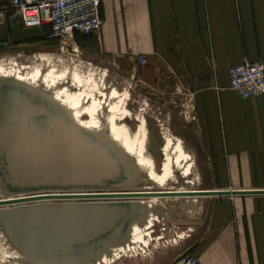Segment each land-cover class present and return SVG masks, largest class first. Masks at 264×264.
Masks as SVG:
<instances>
[{
	"label": "crops",
	"instance_id": "obj_1",
	"mask_svg": "<svg viewBox=\"0 0 264 264\" xmlns=\"http://www.w3.org/2000/svg\"><path fill=\"white\" fill-rule=\"evenodd\" d=\"M101 11L98 34L76 33L62 44L45 38L49 28L24 27L4 10L0 55L50 58L43 50L60 42L61 54L67 44L94 61L126 63L130 79L160 91V101L190 107L182 114L210 173L208 190H264V94L242 98L229 76L233 65L264 59V0H103ZM196 202L195 211L181 207L195 226L186 253L201 264H264V194Z\"/></svg>",
	"mask_w": 264,
	"mask_h": 264
},
{
	"label": "water",
	"instance_id": "obj_2",
	"mask_svg": "<svg viewBox=\"0 0 264 264\" xmlns=\"http://www.w3.org/2000/svg\"><path fill=\"white\" fill-rule=\"evenodd\" d=\"M141 179L108 135L80 126L50 95L0 79V221L24 263L98 259L129 240L131 226L146 216L145 199L264 194L183 189L181 176L182 189L141 190ZM196 201H187V211Z\"/></svg>",
	"mask_w": 264,
	"mask_h": 264
},
{
	"label": "rangeland",
	"instance_id": "obj_3",
	"mask_svg": "<svg viewBox=\"0 0 264 264\" xmlns=\"http://www.w3.org/2000/svg\"><path fill=\"white\" fill-rule=\"evenodd\" d=\"M59 45L61 46L60 42H58L57 46L43 50L44 54H48L47 52L54 53L50 58L38 56L41 54L38 52L34 54L23 51L9 52L0 55V63L10 65L13 60H17L29 65V70L31 71L36 68H41L43 71L53 68L57 72H67L71 76L77 75L93 91L97 93L101 90L104 91L105 95L97 94V97L103 102L106 101L104 102L105 104L114 101V99L109 98L113 89L116 88L121 93L129 92L130 95L126 101L130 116L127 119L119 120L118 123L119 125L126 124L133 135L136 136L141 119L144 118L148 133V155L156 161L157 170L160 171L162 169L166 159L164 148L166 147L167 139L171 138L173 140L171 151L177 138H180L186 151L191 154V160L193 161V172L191 174L193 184L187 185L185 183L186 189L198 190L210 187V173H208L206 162L203 157L195 153L188 138L189 123L184 119L182 111H188L189 106L175 109L166 102L150 98L149 95L161 97L163 94L153 89H151L152 92L151 90L149 92L139 83H132L129 77L130 73L126 70V63L116 64L113 62L101 63L94 61L81 53V51H73L67 44L66 51L61 54ZM140 88L142 89L140 90ZM102 115L101 118L104 119L105 111ZM84 118L88 119V116ZM145 178H143L144 180L141 179L142 183L140 184L143 190L154 186L150 180ZM188 200L197 199H186V201ZM165 201L162 206L163 213H159V219L153 228L154 231H152L151 235L146 236L149 240L148 244L138 243L134 249L128 250L124 256L112 264H175L178 262L182 264L184 256L189 254L185 251V243L188 242L185 238H188L189 234L193 232L192 230H195V226L190 214L181 211L182 206L186 209L185 199L168 198ZM17 256H22V252L11 242L0 221V264H17ZM25 264L33 263L27 262Z\"/></svg>",
	"mask_w": 264,
	"mask_h": 264
},
{
	"label": "bare ground",
	"instance_id": "obj_4",
	"mask_svg": "<svg viewBox=\"0 0 264 264\" xmlns=\"http://www.w3.org/2000/svg\"><path fill=\"white\" fill-rule=\"evenodd\" d=\"M29 67L25 62L17 60H13L10 65L0 63V79H13L50 95L71 112L80 126L108 135L118 147L128 154L130 160L138 166L141 171V178L146 177L154 184V186H147L146 190L159 189L167 191L182 189L176 185L178 184L179 176L186 180L187 185L192 183L193 161L191 160V154L186 151L182 139H174L176 142L172 147L173 151H170L173 140L166 138V147L164 148L166 159L162 169L158 171L156 161L148 155V133L144 118L141 119L136 136L133 135L126 124L119 125V120L127 119L130 116L126 101L130 95L129 92L121 93L116 88L111 89L109 98L114 99V101L105 104L104 102L106 101L103 102L97 97V94L105 95L104 91L101 90L99 93L93 91L77 75L71 76L67 72H57L53 68L47 71H43L41 68H32L33 70L31 71ZM121 96L123 97L120 98ZM104 111L105 117L102 119L101 116H103L102 113ZM85 116H88V119L84 118ZM183 189H186V187H183ZM0 193V199H2L4 195L1 189ZM165 199L168 198L145 199L143 202L147 210L146 216L131 226L130 237L127 242L112 245L109 248V252L102 253L98 259L83 261L79 264H112L124 256L128 250L134 249L138 243L148 244L149 240L146 236L151 235L152 231H154L153 228L159 219L160 213L157 211V207H162L164 202H166ZM23 258V253L22 256H17V264H25ZM33 264L49 263L33 262Z\"/></svg>",
	"mask_w": 264,
	"mask_h": 264
},
{
	"label": "built area",
	"instance_id": "obj_5",
	"mask_svg": "<svg viewBox=\"0 0 264 264\" xmlns=\"http://www.w3.org/2000/svg\"><path fill=\"white\" fill-rule=\"evenodd\" d=\"M103 0H10L8 6L0 7V13L13 9L24 27L46 30L45 38L65 44L80 34H98L104 24ZM146 63L145 56H139ZM231 88L242 98L248 99L264 94V59L244 62L230 67ZM182 264H201L193 255L187 254Z\"/></svg>",
	"mask_w": 264,
	"mask_h": 264
},
{
	"label": "flooded vegetation",
	"instance_id": "obj_6",
	"mask_svg": "<svg viewBox=\"0 0 264 264\" xmlns=\"http://www.w3.org/2000/svg\"><path fill=\"white\" fill-rule=\"evenodd\" d=\"M132 81V83L134 82L133 80H131ZM142 88H140V90H141Z\"/></svg>",
	"mask_w": 264,
	"mask_h": 264
}]
</instances>
